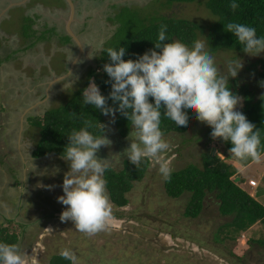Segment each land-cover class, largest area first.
Segmentation results:
<instances>
[{"label":"rangeland","instance_id":"rangeland-1","mask_svg":"<svg viewBox=\"0 0 264 264\" xmlns=\"http://www.w3.org/2000/svg\"><path fill=\"white\" fill-rule=\"evenodd\" d=\"M15 2L20 3L12 5ZM73 4L77 12L71 21V30L81 45L79 56V47L74 40L65 43L52 35L28 46L29 41L21 34L25 24L23 17L28 14L38 15L34 27L39 31L43 30V25L53 26L56 33L66 30L69 10L61 0H0V135L9 130L5 127L8 122L12 124L13 118L18 121L21 115H42L44 110L63 104L82 87L89 68L96 66L102 44L116 26L113 22L115 13L124 5L130 12L143 17L172 16L200 25L202 29L197 32L196 41L205 44L223 75H228V61L241 60L243 67L235 78L229 76L228 81L237 79L239 86L249 85L256 96L264 91L260 86L264 79L253 71L259 73L260 65L248 69L250 63L264 60V53L249 56L226 48L209 50L207 33L217 17L203 0L170 5L164 0H74ZM242 105L241 99L235 110H240ZM106 128L105 136L112 143L109 147L102 146L96 155L119 170L122 160H129L123 150L130 142L127 136L121 137L117 133L112 121H106ZM211 131L209 126L195 120L183 133L164 134L170 144L166 159L172 171L189 164L202 167L203 155L211 151L237 171L232 176L234 182L264 204V156L259 164L243 165L228 154L217 152L213 146L215 141H210ZM30 133L33 138L39 135L36 127ZM15 135H18L16 131ZM38 163L43 165L32 164L29 178L41 183L39 188L28 183L23 189L29 204L27 208H30L24 218L18 219L23 225L15 221L9 225L1 222L4 223L1 227L20 233V245L27 254V264H47L53 254L65 248L75 253L77 264H264V245L247 242L264 237L261 223L256 222L239 232L233 228L220 230L231 217L220 214L219 200L214 192L206 193L197 217L186 216L184 211L190 193L169 197L163 177L150 160L142 180L134 181L127 192L128 204L118 207L110 201V226L91 236L77 231L71 220L60 219L66 206L59 203L57 197L64 194L62 184L69 171L68 162L63 159L62 166L55 161H50L48 166L41 160ZM235 177L239 180L235 181ZM33 243H37L36 251L31 252L33 246H29Z\"/></svg>","mask_w":264,"mask_h":264},{"label":"clouds","instance_id":"clouds-1","mask_svg":"<svg viewBox=\"0 0 264 264\" xmlns=\"http://www.w3.org/2000/svg\"><path fill=\"white\" fill-rule=\"evenodd\" d=\"M229 7L235 11L239 5L232 2ZM166 29L161 24L154 48L135 60L123 59L124 47L108 48L110 63L103 66V71L110 78L106 83L111 82L109 96L102 95L92 81L82 93L85 105L94 106L104 115L114 116L119 111L125 116L131 128L126 137L130 143L123 155L136 167L142 160L152 161L165 181L170 180L172 168L166 159L170 144L160 127L162 115L177 127L187 128L188 111L194 112L196 120L212 129L213 140L231 142V157L241 164L249 160L259 164L264 156L261 131L235 110L242 98L229 90L228 78L238 75L243 67L241 60L228 61L225 76L202 41H195L189 48L179 40L169 41ZM225 31L235 35L242 51L249 56L264 53V36L257 38L254 27L228 22ZM260 86L264 87V81ZM108 99L118 108L109 106ZM83 125L67 135L62 159L68 162L69 171L63 179L64 194L57 201L66 206L61 221L71 220L77 231L91 236L106 230L112 217L107 182L103 178L111 163L96 155L112 141L104 134L89 131L93 127L90 120L83 121ZM101 126L104 133V125ZM59 255L77 264V256L70 249H61ZM0 264H27V254L19 243L0 242Z\"/></svg>","mask_w":264,"mask_h":264},{"label":"trees","instance_id":"trees-1","mask_svg":"<svg viewBox=\"0 0 264 264\" xmlns=\"http://www.w3.org/2000/svg\"><path fill=\"white\" fill-rule=\"evenodd\" d=\"M66 5L65 0H61ZM196 0H164L168 5L174 2H193ZM207 9L217 17L207 33L210 51L218 48H226L238 52L242 51L237 38L231 32L225 31V25L228 22L241 23L256 29L257 38L264 36V0H203ZM235 2L239 7L233 11L229 5ZM127 15L123 16L124 12ZM38 15H26L23 17L25 24L22 25V37L29 41L28 46L35 44L40 40L49 39L52 35L59 34L60 39L65 42H72L68 34L56 33L53 26L47 28L43 25V30L39 31L34 27ZM115 28L111 36L103 43L100 53L96 56V66L90 67L82 87L76 89L74 93L61 105L46 109L42 115L30 116V124L38 129L39 139L33 151L34 157L45 156L51 152L62 156L64 147L68 143L67 135L72 129L79 130L83 127V121L90 120L93 127L89 129L95 135L104 133L101 124H105L104 115L99 109L92 105H85L83 101V90L87 88L90 81H94L100 92L105 97L109 96L111 91V82L107 73L103 71V66L110 63L106 53L108 48L119 50L125 48L123 59L135 60L138 55L144 54L149 49L154 48V43L158 40L160 25H166V36L169 41L176 39L192 46L197 39V32L202 27L192 21L176 18L172 16H153L143 17L142 15L130 12L127 5L119 8L113 17ZM37 32H39L37 34ZM8 57V56H7ZM260 65L261 70H253L261 79H264V60L260 59L248 65V69L256 68ZM229 90L233 94L242 98L243 105L238 111L242 112L248 121L256 125V129L261 131V150L264 152V91L258 96L254 89L249 85L239 86L237 79H229ZM154 103L153 98H149ZM108 105L118 108L111 99H108ZM187 111V110H186ZM189 123L196 120L195 113L188 111ZM101 123V124H100ZM115 129L121 137H126L130 131L131 123L119 111L114 115ZM161 130L164 134L169 132H185L187 128L177 127L176 124L165 116H161ZM213 140L210 138V141ZM214 147L221 154H228L231 142H225L217 138ZM237 161V160H236ZM247 163L243 165L249 164ZM240 163V162H239ZM149 160H142L139 167H136L129 160L124 161L122 168L115 170L110 167L104 173L106 180V190L110 201L118 206L124 207L128 204L127 192L132 188L134 181L142 180ZM234 168L225 159H221L216 153L208 151L203 155L202 167L195 164H189L184 168L171 172L169 181H163L164 189L169 197H179L184 192H189V200L186 204L184 214L188 217H197L202 209V201L207 192H214L219 200V212L222 216H230L231 220L220 227L233 228L234 231H243L255 224L261 223L264 226V204L242 189L234 182L232 176L235 174ZM8 225L14 223L7 221ZM19 224V223H18ZM17 225V224H16ZM20 225V224H19ZM226 238V236H225ZM19 233L16 230H9L8 227L0 228V242L17 243ZM248 244L254 242L264 245V237L259 239H248ZM48 264H72L71 261L62 258L59 253L53 254Z\"/></svg>","mask_w":264,"mask_h":264},{"label":"crops","instance_id":"crops-1","mask_svg":"<svg viewBox=\"0 0 264 264\" xmlns=\"http://www.w3.org/2000/svg\"><path fill=\"white\" fill-rule=\"evenodd\" d=\"M37 115L38 114H31L28 116L21 115L18 118V121L13 118V121L10 120L12 124L8 122L7 126L5 127L9 130L3 133L5 135H0V173H2V176L0 175V227L4 226V223L9 220L15 221L21 226L23 223L19 222L18 219L24 218L25 213L30 212V208H27V199H25L23 196V189L28 186V183L32 184V186L36 188H39L41 184L37 183V181L34 179L29 178L32 164L43 165L38 163L41 160L48 166L50 161H55V163H60L63 161L62 156L53 152L41 157L33 156V151L39 139V135L36 138H33L32 134L30 133V130L35 127L30 124L29 117ZM108 120L112 121L115 127L114 116H107L105 118L104 124L105 133L107 131L106 121ZM9 131L12 132V135H8ZM15 131L18 133V135H15ZM105 133L104 135H106ZM26 147L27 149H25ZM100 150L101 149H99L97 153H100ZM13 152H15V154H13ZM4 156H7V159H5ZM124 161H126L125 158L122 160V165ZM59 163L58 166H62V163ZM110 167H113L112 164ZM262 171L264 172V170ZM2 221H4V223L1 224ZM17 243L21 244L20 240H18ZM31 246H33V244H31L29 247ZM34 247L35 246L32 247L31 252L36 251Z\"/></svg>","mask_w":264,"mask_h":264},{"label":"water","instance_id":"water-1","mask_svg":"<svg viewBox=\"0 0 264 264\" xmlns=\"http://www.w3.org/2000/svg\"><path fill=\"white\" fill-rule=\"evenodd\" d=\"M65 1H66L67 5L69 6V10H70L69 20H67V23H66V31H67L68 35L71 37V39L74 40L77 43V45L79 47V52H78V56H79V54L81 53V47H80L81 45L79 43V40H78L77 36L72 32L71 27H70V22L72 20H74V4H73V1L72 0H65ZM19 3L20 2H15L12 5L19 4ZM73 64L74 63H72L70 65V69L69 70L72 69ZM236 180H239V177H235V181Z\"/></svg>","mask_w":264,"mask_h":264},{"label":"flooded vegetation","instance_id":"flooded-vegetation-1","mask_svg":"<svg viewBox=\"0 0 264 264\" xmlns=\"http://www.w3.org/2000/svg\"><path fill=\"white\" fill-rule=\"evenodd\" d=\"M72 1H73V3H74V0H72ZM65 2H66V1H65ZM65 6H66V9L69 10V6L67 5V3H66ZM76 12H77V9H76V7H74V14H75ZM69 14H70V10H69ZM69 16H70V15H68V19H67V20H69ZM66 23H67V21H66ZM71 24H72V23L70 22V27H71ZM65 27H66V24H65ZM57 31L60 33L59 30H57ZM58 32H57V33H58ZM61 33H63V34H68L67 31H66L65 29H63V31H62ZM54 36H58V39H60L59 34L54 35ZM60 40H61V39H60ZM106 40H107V39H106ZM106 40H105V41H106ZM72 41H73V40H72ZM105 41H104V42H105ZM72 43H73V42H72ZM102 46H103V44H102ZM36 244H37V243H33V246H36Z\"/></svg>","mask_w":264,"mask_h":264}]
</instances>
